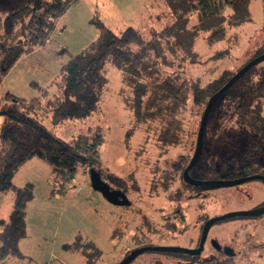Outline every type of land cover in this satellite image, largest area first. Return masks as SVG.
I'll list each match as a JSON object with an SVG mask.
<instances>
[{"label":"rangeland","instance_id":"obj_1","mask_svg":"<svg viewBox=\"0 0 264 264\" xmlns=\"http://www.w3.org/2000/svg\"><path fill=\"white\" fill-rule=\"evenodd\" d=\"M15 1L19 4L29 0H3L5 6L0 0V15L7 13V6ZM248 9L249 18L242 19L239 15L230 16L232 10L225 8L220 37L210 36L217 25L199 23L196 14L177 0H74L56 20L49 39L21 56L10 68L1 81L0 94L9 91L29 98L38 93L33 82L53 92L62 81L60 67L69 54L78 53L97 36L95 19L116 33L133 26L144 38L155 37L162 76L180 73L205 82L224 69L235 70L250 55L248 49L264 40V0H250ZM259 65L251 69L256 71ZM104 74L107 82L101 98L87 116L54 122L51 113H43L47 111L43 106L37 113L65 140L78 133L92 134L98 126L103 137L99 145L103 166L119 176L130 177L131 181L135 178L138 189L128 191V204L119 203L92 184L91 173L85 166H78L66 178L51 170L49 181L55 198L40 208L46 209V214L33 215L28 235L18 243L24 256L10 257L2 264H117L129 252L143 246L194 248L204 219L229 211L250 210L264 203V181L259 178L205 190L181 179L182 166L194 150L201 107L190 105L183 112L185 130L180 143L159 144L152 130L146 131L145 124L135 119L131 76L111 62L105 64ZM227 131L221 136L218 150L208 157L211 167L191 169L190 175L216 180L264 176V139L237 129ZM248 149L253 154L239 156ZM221 155L237 157L234 161L215 163ZM177 161L183 165L177 167ZM34 162L41 164L45 173ZM43 162L32 157L21 169L33 180L30 183L37 199L45 192L44 178L50 171ZM11 196L8 192L0 197V218L9 216ZM75 239L86 254H97V258L90 260L78 250L64 248ZM227 249L233 251L235 264H264V213L216 220L196 255L145 250L128 264L186 262L194 256L214 260L220 252L229 254Z\"/></svg>","mask_w":264,"mask_h":264},{"label":"trees","instance_id":"obj_2","mask_svg":"<svg viewBox=\"0 0 264 264\" xmlns=\"http://www.w3.org/2000/svg\"><path fill=\"white\" fill-rule=\"evenodd\" d=\"M72 1L74 0H29L0 15V84L21 56L49 39L56 20ZM177 2L193 11L199 23L217 25L210 36H223L220 20L225 8L232 10L230 16L249 18L250 0ZM94 23L98 29L97 36L78 53L69 54L60 67L62 81L53 92L33 82L38 93L29 98L9 91L0 94V114L3 116L0 124V191L13 192L11 213L8 218L0 219V264L10 257L24 256L18 248V241L26 235L25 207L33 196V187L31 183L15 185L12 176L19 165L30 157L45 160L52 171L63 178L71 177L78 166H85L88 171L94 170L110 190H118L127 196L128 191L138 189L135 178L132 177L131 181L130 177L119 176L103 166L99 152L103 137L98 126L92 134L78 133L65 140L43 123L42 117L37 113L38 108L43 106L47 110L43 113H51L54 122L87 116L101 98L107 82L104 67L107 62H111L125 75H130L134 83L135 119L145 124L146 131L152 130L157 143L176 146L183 140L185 124L182 114L187 106L201 107V117L208 98L246 62L264 52L263 40L248 49L250 55L235 70L224 69L205 82L189 79L180 73L162 76L158 68L159 51L155 37L144 38L133 26L116 33L100 19H95ZM133 44L136 45L135 48L132 47ZM257 64L260 65L256 71L251 67L214 102L205 127L202 153L192 169L199 171L211 167L207 163L208 157L218 150L221 136L225 131L228 132V128L264 139V60ZM251 154L253 151L248 149L239 156L244 158ZM236 157L221 155L215 158V163L234 161ZM189 159L184 165L182 160L180 164L179 160L175 164L177 167L183 165V170ZM61 191H64L63 187ZM64 248L78 250L90 260L97 258V254H86L76 239L65 244ZM219 255L214 260L194 256L186 262L159 264H235L234 255H223L222 252Z\"/></svg>","mask_w":264,"mask_h":264},{"label":"water","instance_id":"obj_3","mask_svg":"<svg viewBox=\"0 0 264 264\" xmlns=\"http://www.w3.org/2000/svg\"><path fill=\"white\" fill-rule=\"evenodd\" d=\"M264 60V52L253 57L248 62H246L242 67H240L217 91H215L207 100L204 110L201 114L197 134H196V140L194 145L193 153L187 163V165L182 170V179L183 181L191 186L201 188L202 190L205 189H211V188H217V187H223V186H229V185H235L240 182H243L248 179L252 178H259L264 181V176L262 175H251L242 177L239 179H232V180H216V179H197L190 175V170L192 167L196 164L198 161L201 153H202V147H203V137L205 133V127L207 123V119L210 113V110L218 98V96L223 93L228 87H230L237 79H239L246 71H248L251 67L259 63L260 61ZM91 173L92 178V184L99 189L105 196H107L112 201H118L119 203L128 204V199H126V196L122 194L118 190H110L108 185L105 184L98 174L94 170L89 171ZM120 197V198H119ZM264 213V203L261 206H258L256 208L250 209V210H238V211H229L222 215L211 217L206 219L203 222L201 234L199 237V241L196 247L194 248H183V247H173V246H143L136 248L129 252L119 263L117 264H128L131 260H133L138 254L145 250H160V251H176L181 253H187L191 255H196L200 253V251L203 248V244L205 241V238L207 236L208 230L211 227V225L219 219H224L231 216L236 215H259ZM227 252L229 255H233V251L230 249H227Z\"/></svg>","mask_w":264,"mask_h":264},{"label":"crops","instance_id":"obj_4","mask_svg":"<svg viewBox=\"0 0 264 264\" xmlns=\"http://www.w3.org/2000/svg\"><path fill=\"white\" fill-rule=\"evenodd\" d=\"M5 1L8 3L9 0H5ZM2 5H3V0H2ZM17 5L18 4L15 1L14 3L9 4L7 6L8 7L7 9L10 10V9H12V7L15 8ZM3 6H5V5H3ZM2 120H3V117L0 115V124H1ZM43 123H44V121H43ZM48 127H50V126H48ZM33 157H36V156H33ZM37 158H39V157H37ZM39 159H41V158H39ZM31 160H32V157H30L25 162H23L21 165H19V167L14 172V174L12 176V181H13V183L15 185H17V186H24L27 183H30V182L32 183L33 180L30 178V176H27L26 174H23L21 172V169L24 167V165H26V163L30 162ZM41 161L46 162L43 159H41ZM34 163H36V162H34ZM47 165H48V168L50 169V171H49V174L47 172L48 175L44 178V180H45V184H44L45 192L44 193L45 194L43 193V195H41V198L40 199H37L36 196H35V194L33 193L32 198L27 202L26 207H25V226H26V235L25 236H27L28 233H29L30 222L32 220L33 215H35L36 212L38 214H40V213L46 214V212H47V211H45L46 209H40V208H44L43 205H48V201L51 198H55V196H56L55 195L56 193H54V191H53L54 188L51 187L50 181H49V175H50V172H51L52 169H51V166L48 163H47ZM37 167L39 169H41V171H43V173H45L44 170H42L43 169V166L41 164H40V166L37 164ZM8 192H11V194H12V196L10 198L12 199V204L11 205H13V192L12 191H7V192L0 191V197H2V195H5ZM62 192H64V191H62ZM39 205H40V207H39ZM38 207H39V209H38ZM6 218H8V217H6ZM6 218H4V217L2 218L1 217L0 219H6ZM22 238L19 239L18 243L20 242V240Z\"/></svg>","mask_w":264,"mask_h":264},{"label":"flooded vegetation","instance_id":"obj_5","mask_svg":"<svg viewBox=\"0 0 264 264\" xmlns=\"http://www.w3.org/2000/svg\"><path fill=\"white\" fill-rule=\"evenodd\" d=\"M188 185V184H187ZM120 198V197H119Z\"/></svg>","mask_w":264,"mask_h":264}]
</instances>
